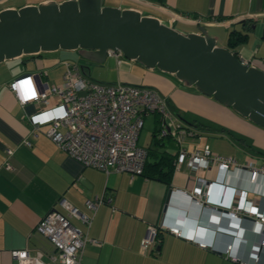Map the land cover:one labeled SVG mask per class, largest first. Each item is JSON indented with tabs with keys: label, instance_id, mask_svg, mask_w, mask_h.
Masks as SVG:
<instances>
[{
	"label": "crops",
	"instance_id": "obj_1",
	"mask_svg": "<svg viewBox=\"0 0 264 264\" xmlns=\"http://www.w3.org/2000/svg\"><path fill=\"white\" fill-rule=\"evenodd\" d=\"M38 1L42 0H0V8ZM101 2L136 8L182 31H198V26L203 25L217 44L229 47L242 60L264 70V0ZM230 30L244 32L245 37L229 45ZM42 52L14 56L28 55L34 64L31 67L19 65L0 81V264H17L10 253L13 248L25 247L30 253L52 248L51 242L34 230V225L51 207L62 210L56 203L58 196H64L79 210L87 211L84 200L100 192L109 194L111 202H99L93 211L87 234L98 242H84L80 264H234L222 252L228 241L235 244L242 257L257 255V263L264 264V233L259 223L248 215L231 219L220 213L235 200L234 188L245 189L246 196L264 212V171L257 172L252 180L249 178L250 165L264 164L263 126L200 92L193 84L182 83L173 73L147 67L129 58L113 69L108 80H96H120L157 88L166 100L170 118H179L174 107L195 123L189 125L194 133L184 135L181 140L184 147L192 149L207 143L213 151L234 156L236 163L223 172L212 161L193 172L181 163L177 168L173 166L168 181L141 172L104 171L84 165L45 134V124L32 125L28 114L40 103H20L9 85L14 77L24 72L33 74L40 89L59 82L63 61L68 59L59 60L58 71L49 73L42 61ZM81 70L89 76L88 66ZM149 113L142 117L144 120L151 115L147 144L137 140L140 128L136 136V142L145 146L151 143L153 129L158 124V114ZM170 118H166L167 121L170 122ZM6 147L10 148L9 153ZM154 147L173 153L177 143L172 136L165 137ZM152 157L155 158L148 156ZM5 159L10 167L4 166ZM195 176L215 180L207 196L214 208L196 203L188 193L178 190L191 187ZM168 189L170 194L163 207ZM71 220L84 228L77 218L71 217ZM159 222L176 223L181 234L150 228L151 224ZM142 237L148 239L146 246L140 242ZM199 239H203L206 246L198 245Z\"/></svg>",
	"mask_w": 264,
	"mask_h": 264
},
{
	"label": "built area",
	"instance_id": "obj_2",
	"mask_svg": "<svg viewBox=\"0 0 264 264\" xmlns=\"http://www.w3.org/2000/svg\"><path fill=\"white\" fill-rule=\"evenodd\" d=\"M106 52L114 55L119 63V50L107 48ZM63 62L61 80L44 89L36 86L30 72L17 75L9 85L20 103H40L37 109L28 114L29 121L34 127L45 124V134L82 164L104 171L126 170L130 174L141 172L146 148L136 142V136L142 125L143 114L149 111H157L160 115L157 135L161 136L170 131L177 143L173 165L175 168L184 163L193 172L199 166L212 161L223 172L236 163L234 156L213 151L207 143L192 149L184 147L181 142L183 136L194 133V130L179 118H170L166 100L155 87L120 80H96L85 75L76 62ZM51 96L54 97L53 100L50 99ZM166 118H170V122ZM5 150L6 153L10 152L8 147ZM3 163L5 167L11 166L7 159ZM259 171H264V164L250 165L249 178L254 179ZM193 181L188 189L178 190L188 193L196 203L214 208L208 202L207 196L215 180L195 176ZM233 190L235 200L225 210H220V213L231 219L248 215L259 223L264 233V212L252 198L246 196L245 189ZM102 201L110 203L111 196L100 192L93 197H87L84 200L87 211H81L64 196H58L56 203L62 210L51 207L34 225V230L45 236L51 242L52 248L36 249L34 253H30L25 247L13 248L11 255L17 259V264H80L84 242H98L95 237L87 234V227L93 211ZM71 217L77 218L84 228L75 224ZM150 228L181 234L176 223L159 222L157 225L151 224ZM140 242L146 246L148 239L142 237ZM196 243L206 246L203 239ZM222 252L234 264H258L257 255L253 258L242 257L231 241L225 243Z\"/></svg>",
	"mask_w": 264,
	"mask_h": 264
},
{
	"label": "water",
	"instance_id": "obj_3",
	"mask_svg": "<svg viewBox=\"0 0 264 264\" xmlns=\"http://www.w3.org/2000/svg\"><path fill=\"white\" fill-rule=\"evenodd\" d=\"M198 29L182 31L136 8L101 0H42L0 8V60L76 48L83 57L101 61L107 48L119 50L173 73L264 127V70L217 44L203 25ZM169 194L168 189L163 207Z\"/></svg>",
	"mask_w": 264,
	"mask_h": 264
},
{
	"label": "rangeland",
	"instance_id": "obj_4",
	"mask_svg": "<svg viewBox=\"0 0 264 264\" xmlns=\"http://www.w3.org/2000/svg\"><path fill=\"white\" fill-rule=\"evenodd\" d=\"M42 53H43L42 61L44 62L45 66L49 69V73L54 74L55 72H57L58 69L61 67V63L59 60L66 58L70 61L76 62L79 66L82 64L87 65L88 75L90 77L94 79L103 78L105 80H108L109 76H111L113 69H115L116 66H121L125 60L129 59L128 57L122 54H118V58L120 59V62L116 64V58H114V56L112 55L107 54L105 58L101 61L89 60L83 57L76 48H55L51 50H43ZM132 59L141 63L135 58ZM33 64H34L33 59L28 55H25L22 58L21 57L15 58L14 56L9 58H3L2 60H0V81L4 80L13 71V69L18 67L19 65H25L31 67L33 66ZM164 72L168 73L167 71ZM173 77L175 76L173 75ZM149 112H150L149 114H152L151 113L152 111ZM150 117L151 115H148L147 117L145 116L143 123L140 127L137 140L141 144H147L148 142L149 131L152 125Z\"/></svg>",
	"mask_w": 264,
	"mask_h": 264
},
{
	"label": "trees",
	"instance_id": "obj_5",
	"mask_svg": "<svg viewBox=\"0 0 264 264\" xmlns=\"http://www.w3.org/2000/svg\"><path fill=\"white\" fill-rule=\"evenodd\" d=\"M245 37V33L238 31V30H230L227 36V43L229 45H234L237 42H239L241 39ZM174 112L179 116V119L187 125H194L195 123L191 119H187L185 116L181 115V113L172 107ZM158 114V124L155 126L152 132L151 137V143L146 148V158L142 167L141 173H145L147 175H153L157 178L163 179L165 181L169 180V175L173 169L174 165V156L176 153V150L173 153H168L164 150H157L154 147L155 143L161 142L162 139L165 137H171L172 134L170 131L166 132V134H163L161 136L157 135V129L160 125V115L157 111H152ZM173 137V136H172ZM155 156L151 159L148 158V156ZM157 234V233H156Z\"/></svg>",
	"mask_w": 264,
	"mask_h": 264
}]
</instances>
